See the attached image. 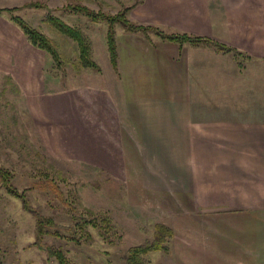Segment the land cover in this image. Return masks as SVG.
<instances>
[{
  "label": "crops",
  "instance_id": "obj_1",
  "mask_svg": "<svg viewBox=\"0 0 264 264\" xmlns=\"http://www.w3.org/2000/svg\"><path fill=\"white\" fill-rule=\"evenodd\" d=\"M129 6L242 51L116 37L123 174L169 220L167 264H264V0Z\"/></svg>",
  "mask_w": 264,
  "mask_h": 264
},
{
  "label": "rangeland",
  "instance_id": "obj_2",
  "mask_svg": "<svg viewBox=\"0 0 264 264\" xmlns=\"http://www.w3.org/2000/svg\"><path fill=\"white\" fill-rule=\"evenodd\" d=\"M140 2L0 0V7H19L14 14L53 40L60 54L55 61L33 46L10 14L0 13V166L13 173L11 184L28 206L0 187V260L7 264H58L50 247L72 264H126L129 247L152 240L156 224L169 226L162 207L143 202L124 178L118 134L124 115L118 64L114 70L107 53L108 25L69 10L84 5L112 14ZM48 14L81 30L100 71L78 63L76 43L52 26ZM136 14L129 9L127 18L140 24ZM156 27L207 37L200 29ZM114 32L115 41L125 32L144 36L119 23ZM37 216L50 218L48 229L55 233L39 243ZM168 252L152 251L145 258L167 264Z\"/></svg>",
  "mask_w": 264,
  "mask_h": 264
},
{
  "label": "trees",
  "instance_id": "obj_3",
  "mask_svg": "<svg viewBox=\"0 0 264 264\" xmlns=\"http://www.w3.org/2000/svg\"><path fill=\"white\" fill-rule=\"evenodd\" d=\"M72 12H77L86 15L92 21H104L108 25V29L106 32V47L110 65L114 70H117V48L115 41V32H114V24L119 23L122 28L129 32H140L146 38H148V33L153 32L155 35L159 36L161 39L177 43L178 45H182L185 42H190L192 44H204L212 46L218 52L231 53L234 56L242 55L240 51L235 48L226 45L222 42L216 41L209 37L202 36H192L186 33H170L165 32L164 30L152 26V25H142L131 22L127 18L128 10L130 6L121 9L116 13H107L102 10H93L84 5H72L69 7ZM19 7H0V13L7 12L10 14L11 19L20 27L22 32L26 35L28 41L35 47L45 51L55 61H59L60 54L57 50V46L53 43V40L48 38L44 33H42L37 28L31 26L27 23L22 17L14 14ZM46 19L52 24V26L59 31L61 34L68 36L72 39L78 48V63L82 67H90L94 68L97 71H100L99 65L91 58L90 50L91 46L88 39L84 36V34L77 27L69 25L68 23L61 20L59 17L54 16L52 14H48ZM13 177V173L0 166V187H3L8 193L13 196H16L21 199L22 205L24 209H28L27 202L25 196L17 189L12 186L11 179ZM47 180V179H46ZM50 180V179H49ZM106 220V219H105ZM84 221V220H83ZM108 221V220H107ZM89 222V221H84ZM52 224V220L44 219L37 216L36 220V233L37 240L36 243L42 239L45 234H55L54 232H50L48 229V225ZM154 238L152 240L146 241L139 245H134L128 248L126 264H149L148 260L145 258L149 252L152 251H164L168 252L169 247L167 245L168 239L172 238L173 231L172 229L163 224L159 223L155 226ZM49 254L55 257L58 264H72L69 259L63 254L60 249L49 248ZM0 264H7L6 262L0 260Z\"/></svg>",
  "mask_w": 264,
  "mask_h": 264
}]
</instances>
